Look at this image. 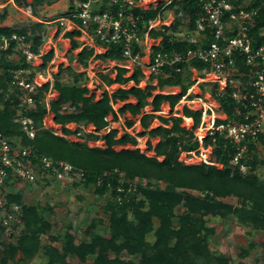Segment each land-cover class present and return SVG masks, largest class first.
Segmentation results:
<instances>
[{"label": "trees", "instance_id": "trees-1", "mask_svg": "<svg viewBox=\"0 0 264 264\" xmlns=\"http://www.w3.org/2000/svg\"><path fill=\"white\" fill-rule=\"evenodd\" d=\"M57 1L14 0L18 7H29L37 18L42 8ZM86 1L78 0L79 4ZM241 1L237 0L240 4ZM242 6L246 10L257 11L250 35L257 44H263L264 0H250L248 6ZM76 7L71 5L61 16ZM165 9L174 12L173 23L162 25L161 29L148 30L150 22L161 16ZM100 10L117 14L120 7L112 0H103ZM129 12L138 17L137 26L141 35L148 31L151 38L162 37L161 43L152 47L153 54H183L190 48H197L198 43L193 40V34L197 29V20L203 14L201 0L162 1L148 10L137 7ZM6 16L5 10L0 20ZM179 16L188 18V31L182 38L179 36L182 25ZM46 31L42 22H35L29 27L4 25L0 26V37L22 35L26 42H32L31 50L39 53ZM61 32L62 28H59L58 33ZM79 36V30L66 31L63 35L70 40L71 50L81 48L75 58L84 68L88 67L89 60H124L122 44H105L107 51L96 54L93 48L83 46L75 39ZM207 36V41L213 39L211 34ZM95 38L97 43H101L98 37ZM15 48V41L10 40L9 48L0 50V131L9 137L13 145L22 144L32 148L37 157L47 156L54 161L68 162L82 170L83 176L74 184L91 189L94 194L105 199L102 209L107 216V223L103 218L93 217L85 230L89 237L81 244L72 223L60 231L57 230L59 224L47 217L46 212H53V206L27 203L22 190L9 191L6 201L8 204H18L20 214L9 227L3 226L0 220V264H28L38 255L45 259L43 264H248L242 259L248 258L257 247L255 241H250L240 249L238 256L241 261L237 263L231 257L209 256V243L217 232L209 219L231 217L242 227L264 233V178L258 173L259 167H264V153L261 155L256 146L260 144L264 151V131L258 136L256 144H250L247 155L241 159L248 165L245 173L239 170L238 165L231 164L236 145L219 133L206 136L204 143L205 146H213L212 160L222 167L204 162L187 164L179 159L183 151L191 152L199 148L194 130L201 123L202 110H193L188 106L183 107L182 113L192 118L191 129L181 125L183 117L172 115L159 117L166 126L147 130L154 116L143 114L140 121L145 130L136 136L128 132L118 136L116 128L100 134L110 124L109 115L117 119V112L112 105L117 100L123 101L130 96L137 100L136 103H126L119 108L120 114L129 111L136 116L150 104L154 111H158L163 103H168L173 111L193 84L187 64L181 62L165 65L161 72L151 75V80L157 78V85H147L145 89L137 86L119 88L113 93L105 90L99 100L87 86L86 71L79 72L71 65H60L52 84L59 97L50 100L49 108L46 107L43 98L51 86L48 81L34 94L37 107L24 110L19 100L20 89L11 84L13 71L30 69L29 80L33 79L36 71L20 50L16 51L18 59H11ZM139 50L138 46H134L133 54ZM53 57V49L45 53L39 70H43ZM242 59L237 58L236 69L246 74L242 77L233 74L231 79L236 84H228L223 92H219L218 83H212V97L220 104V111L231 120H240L241 117L237 113L240 104L232 95L250 81L249 67L243 64ZM191 64L201 74L210 69L209 65L199 60ZM179 67L182 68L180 71ZM116 68L118 73L114 79L100 75L108 86L131 80L138 85L144 76L139 67L129 77H124L127 73L125 67ZM63 74H66L68 82L63 81ZM208 84L203 82L201 86L204 88ZM172 86H180L181 91L153 95L157 88L163 91ZM150 97H153L152 101H149ZM187 97L192 98L193 95ZM48 113H52L53 121L62 126L63 135L76 136L81 132L78 138L82 141L71 140L55 134L53 129L43 127V119ZM20 116L35 119L39 127L35 137L31 138L22 131L21 125L16 122ZM69 123L78 126L92 124L95 133L83 132L80 127L73 131L67 128ZM127 124L130 127L134 123L130 120ZM169 124L171 127H167ZM146 135V148L154 153L152 156L139 148L116 149L127 144L136 147L139 144L138 137ZM157 136L161 139L153 146L150 138ZM89 141H102L105 146H90ZM53 181L52 178L38 177L35 183L45 187ZM229 198H235L236 203L226 201ZM150 235L153 240L148 238ZM259 244L263 248L264 262V242Z\"/></svg>", "mask_w": 264, "mask_h": 264}, {"label": "built area", "instance_id": "built-area-1", "mask_svg": "<svg viewBox=\"0 0 264 264\" xmlns=\"http://www.w3.org/2000/svg\"><path fill=\"white\" fill-rule=\"evenodd\" d=\"M102 1L87 0L80 3L67 15L57 17L54 22L58 28L79 30L81 34L91 39L98 37L104 45L122 44L123 67L130 68L131 64L139 62L144 50L150 51L149 61L143 64L145 74L149 76L161 72L165 65L172 66L181 62L192 66V61L199 60L204 65H209L210 69L203 71L202 75L198 76L197 82L218 83V91L223 92L228 84H236L231 79L233 74L240 77L246 74L236 69L237 58H243V64L249 67L250 81L232 95L240 104L237 110L238 116H241L240 120L229 119L215 102L208 107L202 103L198 108L202 110L201 123L194 130V138L199 142V148L191 152L183 151L185 153L182 152L183 156L179 159L190 164V161L197 157L200 160L199 163L222 167L212 160L213 146L211 144L205 146L204 143L206 136L219 133L236 145L237 150L231 164L238 165L239 170L245 173L248 165L241 162V159L247 155L250 144H256L258 136L264 131V43L257 44L250 35V30L255 25L257 11L246 10L242 6H248L250 0H242L241 4L237 0H201L203 14L197 20V29L193 37V40L198 43L197 48H190L186 53L173 55L162 52L153 54V45L148 44V31L143 35L139 33L138 17L129 11L137 8L142 0H112L120 7L117 14L108 10L101 11ZM158 24L160 23L151 21L148 30L157 29ZM209 34L213 37L211 41H207ZM10 40L15 41L18 48L16 51L20 50L25 55L27 63L32 66L34 61L44 54L45 40L39 48V53H35L31 50L32 42H26L25 37L18 34H13L11 38L0 37V50H7ZM134 46L140 49L135 55L133 54ZM181 69V67L178 68L179 71ZM30 72V69L13 71L11 80L12 86L21 91L19 100L24 110L37 107L34 94L45 83L42 74H37L29 80ZM238 85L241 86L239 82ZM183 99H187V95L183 96ZM43 101L49 108L48 92H45ZM193 102L196 103L194 100ZM45 118L43 127L54 130L46 123ZM16 122L21 125L22 131L27 136L35 137L39 127L33 117L20 116ZM54 133L60 135L56 130ZM80 135L81 132L76 137ZM259 153L262 155V150L259 149ZM82 176L83 171L68 162L54 161L47 156L37 157L32 148L22 144L13 145L9 137L0 131V220L3 226L9 227L20 214L18 204H8L6 201V195L15 183H35L38 177L52 178L66 183L79 180Z\"/></svg>", "mask_w": 264, "mask_h": 264}, {"label": "rangeland", "instance_id": "rangeland-1", "mask_svg": "<svg viewBox=\"0 0 264 264\" xmlns=\"http://www.w3.org/2000/svg\"><path fill=\"white\" fill-rule=\"evenodd\" d=\"M151 1H155V0H151ZM164 1L166 2L168 0H164ZM8 2L11 5L10 4L7 5ZM78 4H79L78 0H58L57 2L42 8V11L46 8L48 9L46 12H42V14H48L47 16H45L47 17L46 20L53 21L57 17L61 16L62 13L68 11L71 5L77 6ZM5 10L7 11V16L4 20H0V26L7 25L14 27H26V26L29 27L33 23L38 21L36 20L37 17L32 15V12L29 7L28 8L18 7L17 5L12 3L11 0H0V15ZM169 11L170 10H168L167 13H169ZM174 18L175 15H173V17H170L168 19L167 21L168 25H171L173 23ZM179 20L182 23V25L180 26L179 36L182 38L183 34L187 33L188 31L187 29L188 18L186 16H179ZM44 28L51 30V33L53 34L57 29L56 23L47 24L46 27L44 25ZM84 42H86V40H84ZM51 43L52 42L46 43L47 47L50 46ZM17 49L18 48L14 49L15 53ZM57 49H58V55L56 56L54 63L51 64L52 66L57 67L61 63L67 65L66 62H64L63 57H67L70 63H74V58L77 51H71L69 44H64V42L58 43ZM15 53L11 56L12 60H17L19 57V55ZM35 62L36 61H34V63ZM34 63L33 66H35ZM90 64L91 66L89 67V70H92V72L95 73L97 70L107 71V69L110 70V68L112 67L111 64L109 63H107L106 65H96L94 64V62H91ZM74 67L81 70V67L77 65H75ZM49 70L52 71L51 69ZM41 72H43L44 74V75L42 74L43 76L48 77L47 71L41 70L40 73ZM92 72L90 71L89 73L88 76L89 81H87V84L91 89H93L96 92L97 95H99L104 90V86L100 84L99 79ZM52 75L53 74H51V76ZM62 77H63V81H68L67 76L63 75ZM206 82L209 84L205 85L204 88L200 85L199 88L204 90L205 92H208L209 94L207 96L205 94V96L194 97V101L196 103L191 105L196 109L199 108L202 105V103H205L207 107L208 105L211 106L210 100H212L213 98L211 95L213 82H208V81ZM113 88L115 87H111L110 90H113ZM117 107L118 106H116L115 109H117ZM178 108L180 109L179 106L177 107V109ZM162 109H163L162 113L164 114L170 113V109L167 106L163 107ZM209 114H211V112H209ZM51 116L52 115H48L45 118L46 123L49 126H52ZM117 117L118 120L112 121L111 125L117 128L119 130L118 134L121 135L123 134V131H125V126H126L125 119L126 118L129 119L130 116H128V114H125V115H119ZM109 120H111L110 116H109ZM183 125L187 127H191L192 123L191 121L188 122L184 120ZM88 127L89 126L86 127L85 131L89 132V130L87 129ZM82 131L84 132L83 129ZM132 131L136 135L139 131H141V128L135 125ZM106 132H107L106 130L105 131L102 130L100 134H104ZM146 140H147L146 137L138 139L139 145L137 147H139L141 151L146 152ZM102 143H103L102 141L100 142L89 141L88 144L90 146H96ZM153 143H156V139H153ZM257 146L264 153L262 146L260 144H258ZM126 147L132 148L131 145H126ZM119 148L120 147H116V149ZM146 153L148 155H152V152L150 151ZM199 161H200L199 158L194 157L190 162L199 163ZM261 167L262 166L259 167L258 173L261 178H264V167L262 168ZM74 182L75 181L62 183L54 180L50 185L48 184V186L45 187H42V185L39 186L36 183L17 182L13 185V187H11L10 190L11 191L22 190L24 194V200L27 203H39L41 205H45L47 203L53 206L54 211L46 212L47 217L54 223L59 224L57 230L60 231H62V229H64L66 225L72 223L73 231L77 235L78 241L82 244V242L87 240L89 237V234H87L85 230L87 228V225L90 223V220L93 217L103 218L107 223V216L104 214L102 209L103 205L105 204V199L103 197H99L96 194H94V192L91 189L85 188L80 185H76L74 184ZM143 183H145V181ZM226 201L231 203H236L235 198H229L226 199ZM209 222L210 224L215 225L217 228L216 235L211 239L208 247V254L210 257H216V256L231 257L234 260V263H237L241 261V259L238 256L240 249L242 247H246L250 241H255L257 243V247L251 252V255L248 258H243L242 260L247 262L248 264H264L262 259L263 248L259 244L264 242V233L256 232L248 228L242 227L231 217L227 219L210 217ZM148 238L150 240H153V236L151 235L148 236ZM44 260L45 259L41 255H38L33 260L28 262V264H43ZM91 261L92 260L90 259L89 262Z\"/></svg>", "mask_w": 264, "mask_h": 264}, {"label": "crops", "instance_id": "crops-1", "mask_svg": "<svg viewBox=\"0 0 264 264\" xmlns=\"http://www.w3.org/2000/svg\"><path fill=\"white\" fill-rule=\"evenodd\" d=\"M162 1H164V0H155V1H149V0H143L142 2H140V4L138 5V7H140V8H142V9H144V10H148V9H150V8H152V7H156L160 2H162ZM11 2L12 3H14L15 4V2H14V0H11ZM144 2V3H143ZM165 2V1H164ZM167 2H169V0L167 1ZM10 3L8 2L7 3V5H9ZM11 5V4H10ZM16 5V4H15ZM48 9L46 8V9H44L43 11H41L40 12V15H41V17H39V18H42V19H37L36 18V20H38L37 22H42V23H44V25H45V27L47 26V24H53V23H55L54 22V20L53 21H49V20H46V18L47 17H45V16H47L48 14H42V12H46ZM167 9H165L163 12H162V14H161V16H159L156 20H154L156 23H160V24H158L157 25V29H161L160 27L162 26V25H168V19L170 18V17H173V15H174V12L172 11V10H170L169 11V13H167ZM165 13H167V14H165ZM35 18V17H34ZM7 26V25H6ZM56 27H57V25H56ZM58 27H57V29L55 30V32H54V34L53 33H51V30H49V29H46L47 30V34H46V37L44 38V40L46 41V43H49V42H52L51 43V45L50 46H48L47 47V45L45 44L44 45V54L45 53H47L49 50H51V49H53L54 50V57H53V59L47 64V66L43 69V71L45 70V71H47V75H48V77L47 76H43L44 77V79H45V83L46 82H50L51 83V86H50V88L48 89V97H49V100H54V99H57L58 97H59V93L54 89V88H52V84H53V80H54V75L58 72V69H59V66L60 65H62L63 67H67V66H69V65H71V67H73L76 71H79V72H81V71H86L87 72V75L89 76V73H90V71L92 72V70H89V67L91 66V62H94V64H96V65H106L107 63H109V64H111V68H110V70L109 69H107V71H101V70H97L96 71V73L95 72H92L95 76H97V78L99 79V81H100V84H102L103 86H104V90L103 91H105V90H108L109 91V93H113L114 91H116L117 89H119V88H125V89H128V88H130V87H132V86H137V87H140V88H142V89H145L146 88V86L147 85H157V78H154L153 80H151V76H149L148 74L146 75L145 74V69H144V67H143V64H145V63H147L148 61H149V58H150V51L149 50H144V52L141 54V58H140V61L139 62H136V63H134L133 65L131 64L130 65V68H126L127 69V73L124 75V77H129V76H131L132 75V73H133V71L135 70V68H137V67H139L141 70H142V72H143V74H144V76H143V78H141L140 79V81H139V84L137 85V84H135L134 83V81H129V82H127V83H124V84H122V83H113L112 85H110V86H108L107 85V83L105 82V80H104V78H102L100 75L101 74H104V75H107V76H109L110 78H112V79H114V78H116V76H117V73H118V70H117V68L116 67H123L122 66V62H120V61H113V60H110V59H108L107 61H103V60H89V64H88V67L87 68H84L79 62H78V60L76 59V58H74V63H70V61L67 59V57H63V59H64V62H66V64L67 65H65L64 63H61L60 65H58L57 67L56 66H52L51 64H53L54 63V60H55V58H56V56L58 55V49H57V45H58V43H63L64 42V44H69V46H70V40L68 39V38H64L63 37V35H64V33L66 32V31H70V30H64V29H62V32L59 34L58 33ZM49 31V32H48ZM47 39H49V40H47ZM75 39L77 40V41H79V42H81L82 43V45L83 46H88V47H90V48H93L94 49V51H95V53L96 54H98V53H105L106 51H107V47L104 45V44H102V43H97V40H96V38L95 37H93L92 39L91 38H88L86 35H83V34H81V36H79V37H75ZM84 40H86V42H84ZM55 41V42H54ZM161 41H162V37L161 36H159V37H157V38H151L150 36H149V38H148V44H152L153 46H157V45H159L160 43H161ZM146 49H148V48H146ZM70 50H71V46H70ZM80 50H81V48H79V49H75V50H71V51H77V53L75 54V56L80 52ZM43 54V55H44ZM43 55H42V57L41 58H38L37 60H36V62L34 63V65L35 66H33V70H35L36 71V75L38 74H43V72H41L40 73V71L41 70H39L40 69V66L42 65V63H43ZM73 64H74V66L75 65H77V66H79V67H81V70H79V69H77V68H75L74 66H73ZM108 66V65H107ZM188 66V71L191 73L190 74V79H191V81H193V84L191 85V87L188 89V91H187V94L186 95H193V99L192 98H189V97H187V99H183V97H182V99L179 101V103L175 106V108L173 109V111L171 110V107H170V105L168 104V103H163L162 105H161V107H160V110H158V111H154V108H153V106L150 104V105H147L146 107H144L143 109H142V111H141V113L140 114H138V115H136V116H133L129 111H126L125 113H123V114H120V113H118V110H119V108H121L124 104H126V103H136L137 102V100H136V98L135 97H133V96H130L128 99H126V100H123V101H121V100H117L115 103H112V105H113V107H114V109L116 108V106H118L117 107V109H115L116 110V112H117V116H119V115H125V114H128V116H130V118L129 119H125V131H123V133H125V132H128V133H130L131 135H133V136H136L134 133H133V128H134V126L136 125L137 127H140L141 128V131H139V132H142V131H144L145 129H144V127L142 126V124H141V117H142V115L143 114H150V115H152V116H154V118L151 120V122H150V126H149V128L147 129V130H150V129H152V128H155V127H157V126H160V125H164V126H166L165 124H163V122L160 120V116H162V117H169V116H179V117H183V122H184V120L186 121V119H189L190 121H191V123L193 124V120H192V118H188V117H185L184 115H183V113H182V110H183V107L184 106H188L189 108H191V109H193V110H198V108L196 109V108H194L191 104H194V102H193V100H194V97H199V96H205V94H206V96L209 94L208 92H205L204 90H202V89H200L199 88V86L201 85V83L199 82H197V78H198V76H201L202 74H201V72L196 68V67H194V66H189V65H187ZM49 69H51L52 71H50ZM109 70V71H108ZM52 72V73H51ZM109 72V73H108ZM51 74H53L52 76H51ZM44 75V74H43ZM63 75H65L66 76V74H63ZM187 75V74H186ZM195 77H196V79H195ZM88 81H89V77H88ZM64 82H68V81H64ZM87 86H88V88L90 89V91L91 92H94V93H96L93 89H91L90 87H89V85L87 84ZM111 87H115V88H113V90H110V88ZM196 90H198V91H196ZM103 91L99 94V95H97L96 94V100H99L100 98H101V94L103 93ZM181 91V87L180 86H172V87H167V88H165V90H163V91H161V90H159V88H157L156 90H154V92H153V95L154 94H156V93H159V92H162V93H173V94H176V93H179ZM185 95V96H186ZM212 98V97H211ZM152 99H153V97H150L149 98V101H152ZM214 98H212V100H213ZM212 100H210V104L211 103H216V105L217 106H219L220 107V104H217L218 102L217 101H214L213 100V102H212ZM50 102V101H49ZM205 104V103H204ZM165 106H167L169 109H170V113H168V114H164V113H162L163 111V107H165ZM180 107V109L178 108L177 109V107ZM48 115H52L51 116V123H52V126H50V127H52V128H54V130H56L60 135H62V136H65L66 138H69V139H71V140H74V141H82V139L81 138H78V137H76L75 135H71V136H67V135H63V133H62V126L61 125H59V124H56L54 121H53V114L52 113H48L47 115H46V117L48 116ZM109 116L111 117V120H109ZM108 116V120H109V122H110V124L108 125V127L105 129L107 132L110 130V129H114L115 127H113L112 125H111V122L112 121H115L114 119H113V116L112 115H109ZM116 120H118V117H117V119ZM133 121V125L132 126H128V121ZM189 122V121H188ZM182 126H184L183 125V123L181 124ZM87 126H89L87 129L89 130V131H91L90 133H95V129H94V126L92 125V124H89V125H80V126H78V124H76V123H69L68 125H67V128H69V129H71V130H73V131H75L78 127H80L81 129H83L84 130V132H88V131H85V129H86V127ZM112 126V127H111ZM167 127H171V124H169V125H167ZM186 128H188V129H191V127H187V126H185ZM117 129V128H116ZM104 130V131H105ZM118 130V129H117ZM118 132H119V130H118ZM138 132V133H139ZM89 133V132H88ZM122 135V134H121ZM121 135H119L118 134V136H121ZM143 137H146L147 138V140H148V135H146V136H143ZM143 137H138V139L139 138H143ZM137 139V140H138ZM153 139H156V143H153ZM160 139H161V137H152V138H150V141H151V143H152V145L153 146H155L159 141H160ZM146 140V141H147ZM100 142V141H99ZM139 142V141H138ZM89 143V142H88ZM103 144V143H102ZM99 144V145H96V146H102V147H104L105 145L103 144ZM127 145H131V144H127ZM139 145V144H138ZM137 145V146H138ZM132 146V145H131ZM134 147V146H132V148H139V147ZM121 148H128V147H126V145L125 146H120V148L119 149H121ZM132 148H129V149H132ZM140 149V148H139ZM142 152H145V151H142ZM146 152H149L148 150H147V148H146ZM145 152V153H146ZM150 152H152V151H150ZM183 153H185V152H183ZM147 154V153H146ZM148 155V154H147ZM152 155H154V153L152 152ZM152 155H149V156H152ZM183 156V154L181 153L180 154V158Z\"/></svg>", "mask_w": 264, "mask_h": 264}, {"label": "bare ground", "instance_id": "bare-ground-1", "mask_svg": "<svg viewBox=\"0 0 264 264\" xmlns=\"http://www.w3.org/2000/svg\"><path fill=\"white\" fill-rule=\"evenodd\" d=\"M186 121H190L189 119H186Z\"/></svg>", "mask_w": 264, "mask_h": 264}, {"label": "clouds", "instance_id": "clouds-1", "mask_svg": "<svg viewBox=\"0 0 264 264\" xmlns=\"http://www.w3.org/2000/svg\"><path fill=\"white\" fill-rule=\"evenodd\" d=\"M216 100V99H215ZM217 101V100H216ZM218 102V101H217Z\"/></svg>", "mask_w": 264, "mask_h": 264}]
</instances>
